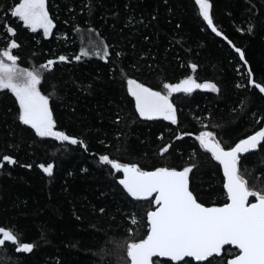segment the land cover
<instances>
[{
    "label": "trees",
    "instance_id": "trees-1",
    "mask_svg": "<svg viewBox=\"0 0 264 264\" xmlns=\"http://www.w3.org/2000/svg\"><path fill=\"white\" fill-rule=\"evenodd\" d=\"M16 2L0 0V22L11 23L17 31L21 65H39L60 55L72 61L58 63L46 74L42 91L55 92V96L63 98L53 97L58 129L85 140L88 151L50 138L40 140L26 126H17L14 121L18 104L10 93L0 91V160L9 155L18 161L17 165H6L0 170V227L13 230L21 242L37 245L34 254L27 255L16 253L10 243L6 244L0 249V264H125L121 259L124 253L115 245L146 235V228L140 227L138 235L129 236L128 229L133 226L126 214L143 217L151 205L123 199L119 189L112 193L108 170L99 166L98 156L109 154L121 162L139 163L146 170L164 165L183 166L191 152V137L175 142L174 146L183 152L182 158L179 152L164 158L155 153L164 144L173 142L178 132L198 133L201 129L198 121H206L209 113L214 124L224 126L222 130L216 129L219 134L229 143L237 142L264 126V120L260 124L255 122L264 116V98L235 87L240 81L236 67L242 62H238L222 38L207 28L195 0H167V3L164 0H93L100 6L91 16L87 9L81 11L82 0H47L56 25L50 38H44L42 32L31 33L10 16L5 20L4 12ZM210 3L216 26L245 49L255 78L264 82V0H210ZM69 5L75 12L69 13ZM251 5H255V18L251 21L255 24L254 35L246 32ZM152 14L158 15V21L142 28L140 35L131 37V43L137 44L132 55L130 32L124 28L126 18L144 17L147 22ZM177 23L180 29L175 27ZM90 27L107 37L110 44L122 42L124 51L129 53L122 67L129 77L159 89L161 79L176 83L193 75L200 83L215 82L221 94L196 90L191 95H174V102L181 109L179 127L163 120H137L131 124L137 114L134 101L122 84L121 63L114 56V64H105L96 57L79 63L73 59L82 47H91L88 42L94 36L87 31ZM241 27L245 29L243 35L239 31ZM145 35L149 37L148 42L143 40ZM177 40L181 42L179 45L174 43ZM3 44L4 39H0V47ZM149 49L155 60L149 57L139 61ZM137 61L141 71L130 67ZM147 63L154 70L144 67ZM190 63L198 65L196 72L188 67ZM89 84L93 85L91 89ZM242 100L248 102L247 115L239 110ZM117 113L123 118L119 126L112 123ZM117 133L121 134L119 138ZM123 133H128L126 150ZM161 133L163 141L158 139ZM101 140L110 147L101 144ZM198 160L201 166L190 177V187L206 206H221L226 202L222 169L202 153ZM48 163L55 164L53 177L38 167ZM26 164L32 168L20 166ZM244 164L253 183L264 182V153L249 154ZM101 207L106 209L103 215L99 213Z\"/></svg>",
    "mask_w": 264,
    "mask_h": 264
},
{
    "label": "snow or ice",
    "instance_id": "snow-or-ice-1",
    "mask_svg": "<svg viewBox=\"0 0 264 264\" xmlns=\"http://www.w3.org/2000/svg\"><path fill=\"white\" fill-rule=\"evenodd\" d=\"M164 2L167 3V0ZM195 4L207 28L216 37L222 38L236 54L238 62H242L236 67L240 81L236 82L235 87L264 98V82H258L255 78L245 49L238 47L214 23L213 5L210 0H195ZM98 6L100 5L93 0H82L81 11L87 9L91 16ZM68 11L73 13L75 9L69 5ZM254 13L255 5H251L246 21V32L249 35H254L255 32V24L251 22L255 18ZM113 15L118 17V13ZM8 16L31 33L42 32L44 38H50L56 27L47 0H18L4 12L5 20ZM157 21L156 14H152L147 22L144 17L136 20L134 16H128L124 28L129 29V43L131 37L140 35L142 28H147ZM175 27L180 29L181 25L177 23ZM76 31L79 33L80 29L77 27ZM87 31L94 36V39L88 42L91 47H82L80 53L73 59L79 63L85 58L96 57L105 64H114L112 60L114 56L115 60L121 63L122 84L126 86V94L134 101V112L137 114L131 124H135L137 120H163L170 126L179 127L181 109L174 102V94L191 95L196 90L221 94V88L215 82L200 83L193 75H188L176 83L161 79L159 89L129 77L122 67L123 61L129 56V53L124 51L122 42L110 44L107 37L102 36L95 28L90 27ZM239 31L242 35L245 34L244 27ZM0 32H3L0 39H4V44L0 47V91L10 93L18 104L14 123L17 126H26V129H30L40 140L50 138L61 144L81 147L87 152L88 144L85 140L58 129L53 103L55 92L45 94L42 91L46 74H50L58 63L72 61L69 57L60 55L58 59H48L39 65L22 66L21 58L17 54L21 45L15 38L16 29L11 23L0 22ZM143 40L148 42L149 37L145 35ZM174 43L179 45L181 42L177 40ZM136 49L137 44L131 43L132 55H135ZM149 57L155 60L150 49L139 57V61H145ZM139 61L130 64L134 71L142 70L137 67ZM144 67L150 71L154 70L151 63L145 64ZM188 67L194 73L198 65L190 63ZM242 68L244 71H241ZM92 87V84L88 85L89 89ZM55 98L63 99L59 96ZM239 110L242 115H247L248 102L242 100ZM252 115L255 116L256 113ZM122 119L117 113L112 123L119 126ZM262 120L264 116L255 122L260 124ZM198 123L201 125L198 133L178 132L173 142L164 144L155 153L158 157L164 158L172 152H179L174 146L175 142H183L185 137H191L193 140L191 152L183 166L164 165L146 170L139 163L121 162L109 154L98 156L99 166L108 170L112 193L119 189L123 199L131 198L136 203L147 202L151 205L143 217H137L134 213L126 214L133 226L128 229L129 236L138 235L140 227L146 228V235L142 239H129L115 245L124 253L121 259L125 264H264V182L253 183L244 164L249 154L264 153V126L237 142L229 143L216 130L217 128L222 130L224 126L214 124L211 113L208 114L206 121L200 119ZM168 130L171 131L170 128ZM120 135L117 133V138ZM123 135L126 150L128 133ZM158 139L164 140L163 133ZM99 142L105 147H110L103 140ZM201 153L222 168V186L226 202L221 206H206L200 202L190 187V177L199 171L201 166L198 160ZM179 155L182 158L183 152H179ZM17 164L18 161L14 157L4 155L0 160V170L6 165ZM20 166L32 168L31 164ZM38 167L48 177H53L54 163L39 164ZM7 174L11 175L10 172ZM103 195L104 193H101V196ZM105 212L104 207L99 209L101 215ZM76 219L79 220L80 217L77 216ZM8 243L18 254H34L37 247L32 242H21L19 235L13 230L0 227V249Z\"/></svg>",
    "mask_w": 264,
    "mask_h": 264
},
{
    "label": "water",
    "instance_id": "water-1",
    "mask_svg": "<svg viewBox=\"0 0 264 264\" xmlns=\"http://www.w3.org/2000/svg\"><path fill=\"white\" fill-rule=\"evenodd\" d=\"M174 95H178V94H174ZM222 169V168H221ZM223 173V172H222ZM211 206H213V205H211ZM226 247H228V246H226Z\"/></svg>",
    "mask_w": 264,
    "mask_h": 264
}]
</instances>
